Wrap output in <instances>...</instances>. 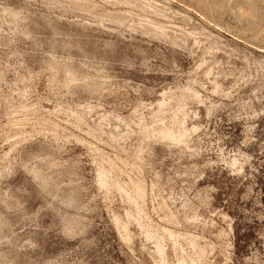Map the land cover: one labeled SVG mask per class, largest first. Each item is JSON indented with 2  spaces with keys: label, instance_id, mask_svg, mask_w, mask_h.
I'll use <instances>...</instances> for the list:
<instances>
[{
  "label": "rangeland",
  "instance_id": "obj_1",
  "mask_svg": "<svg viewBox=\"0 0 264 264\" xmlns=\"http://www.w3.org/2000/svg\"><path fill=\"white\" fill-rule=\"evenodd\" d=\"M0 76V264H264V0H0Z\"/></svg>",
  "mask_w": 264,
  "mask_h": 264
},
{
  "label": "bare ground",
  "instance_id": "obj_2",
  "mask_svg": "<svg viewBox=\"0 0 264 264\" xmlns=\"http://www.w3.org/2000/svg\"><path fill=\"white\" fill-rule=\"evenodd\" d=\"M0 78H1V76H0ZM197 93V92H196ZM195 93V95H196V97L198 98L199 96L197 95V94H199V93H197L196 94ZM166 105V103L164 102V101H162V102H160L159 104H158V106H159V108H163L164 106ZM79 114V113H78ZM81 115H79V117H80ZM83 118V117H82ZM81 118V119H82ZM185 118V117H184ZM77 119H79L78 117H77ZM84 119V118H83ZM82 119V120H83ZM81 120V121H82ZM180 120V119H179ZM80 120H79V122H81ZM179 124H183V125H180V126H184V128H186L185 127V121H182L181 120V123H179ZM194 130H196L197 128L196 127H194L193 128ZM193 130V131H194ZM182 131V130H181ZM189 131V130H188ZM188 131L186 130V129H184V133L183 134H188ZM174 132H175V130H174ZM171 129H169V128H167V127H162L161 129H159L158 130V134L159 135H161L162 137H163V139H167V140H178V141H180V139H181V141H182V136L181 137H179L178 135H176L175 133H174ZM178 134H180V133H178ZM182 134V135H183ZM181 135V134H180ZM179 138V139H178ZM187 138V137H186ZM234 163H236V162H234ZM112 165V164H111ZM113 166L114 165H112V167L111 166H109V168L111 167V168H113ZM108 168V169H109ZM104 169V168H103ZM106 169V170H105ZM104 170H100L99 171V174H98V178H99V182L102 184V185H105L106 183H105V181H106V179H107V177L109 176V173H111V171H112V169L111 170H108L107 168H105ZM117 170V169H116ZM111 175H112V173H111ZM110 175V176H111ZM113 176V175H112ZM114 177V176H113ZM113 177H111V178H113ZM130 178V177H129ZM114 179H116V178H114ZM132 180H131V183L130 184H132V191L131 192H128V190L126 191L125 189H123L124 187V185L125 184H123V186H122V184L120 185L119 184V182L118 181H116V180H111V181H113L114 183L113 184H115L121 191H123L125 194H126V196H127V198L130 200V201H132L133 203H135V207H137V209H138V211H139V213L140 214H143L144 213V202H145V198H146V194H147V188H146V184H145V181H143V180H141V179H136V180H134L133 178H131ZM107 181H109L108 179H107ZM109 183H110V181H109ZM112 185V184H111ZM128 185V184H127ZM126 185V186H127ZM115 186V187H116ZM125 186V187H126ZM116 187V188H117ZM128 188V187H127ZM130 218V217H129ZM170 218H173V219H175V217L174 216H171ZM153 225V224H152ZM148 227V226H147ZM146 227V228H147ZM154 227V226H153ZM158 228V227H157ZM160 228V227H159ZM127 229V228H126ZM159 230V229H158ZM158 230H156V227H155V229L154 228H152V226H151V228H150V226H149V229H148V238H151V240L152 239H154V241H155V249H156V254L159 256V258H160V263L159 264H172L171 263V261L168 259V249H167V245L165 244V238H167L168 239V241H170L171 243V247H172V250H173V252L175 253V254H177V252H178V243H180V241L181 240H185L186 242H188L189 244H190V248H191V246L193 247V248H195V247H198L197 246V242H198V238H196V237H194V236H192L191 234H184V233H180V232H177V231H174V230H171V229H169V228H162L161 229V231H162V233H159V231ZM127 232H128V230H127ZM146 233V232H145ZM200 240V239H199ZM167 242V241H166ZM169 244V243H168ZM199 244V243H198ZM188 245V244H187ZM200 247V246H199ZM183 248V247H182ZM197 249V248H196ZM192 250V249H191ZM195 252V251H194ZM177 256V255H176ZM197 256V255H196ZM185 258V257H184ZM184 258L182 259V258H179V259H177L176 261H177V263L176 264H197V263H199V262H196L195 261V259L194 260H191L190 262H188V261H186V260H184ZM189 258V257H188ZM191 258V257H190ZM199 261H200V259H199Z\"/></svg>",
  "mask_w": 264,
  "mask_h": 264
}]
</instances>
